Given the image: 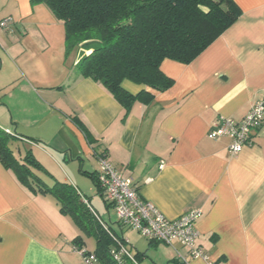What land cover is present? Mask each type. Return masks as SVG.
Here are the masks:
<instances>
[{
	"label": "crops",
	"instance_id": "crops-1",
	"mask_svg": "<svg viewBox=\"0 0 264 264\" xmlns=\"http://www.w3.org/2000/svg\"><path fill=\"white\" fill-rule=\"evenodd\" d=\"M231 1L238 19L199 56L161 63L171 88L122 81L133 96H154L122 120L123 108L99 84L78 79L79 51L66 53L64 26L46 6L0 0V18L13 21L0 32V128L25 138L15 142L16 155L30 149L84 196L92 191L82 172L96 174L104 153L167 219L201 212L196 243L206 260L133 233L125 240L140 264L147 257L148 264H178L176 252L189 264H264V123L236 157L228 138H207L218 119L239 121L264 100V0ZM77 231L54 198L32 194L0 164V264H81Z\"/></svg>",
	"mask_w": 264,
	"mask_h": 264
},
{
	"label": "trees",
	"instance_id": "trees-1",
	"mask_svg": "<svg viewBox=\"0 0 264 264\" xmlns=\"http://www.w3.org/2000/svg\"><path fill=\"white\" fill-rule=\"evenodd\" d=\"M42 4L64 26L66 53L76 49L73 68L78 79L99 84L124 110V120L136 102L149 104L154 96L142 91L133 96L121 87L124 80L154 92L172 87L160 65L164 60L189 64L220 37L239 17L231 0H30ZM23 140L0 128V164L34 195H49L59 212L95 241L94 254L101 264H111L109 252L124 244L112 224L102 221L90 201L69 183L57 181L27 150L19 158L12 149ZM27 141V140H26ZM104 157V153L98 158ZM97 194H103L97 172L85 173ZM108 208L110 205L103 199ZM151 243V242H150ZM73 245L82 247L81 237ZM140 258L141 254H136ZM139 261V260H138Z\"/></svg>",
	"mask_w": 264,
	"mask_h": 264
},
{
	"label": "built area",
	"instance_id": "built-area-1",
	"mask_svg": "<svg viewBox=\"0 0 264 264\" xmlns=\"http://www.w3.org/2000/svg\"><path fill=\"white\" fill-rule=\"evenodd\" d=\"M10 17L0 18V32L8 31L12 25ZM264 123V100L254 102L248 113L239 121L220 118L210 128L207 138L219 140L228 138V152L236 157L245 147L251 145V137ZM162 166L160 165V168ZM98 184L101 187L103 199L125 228L138 234L151 243H162L168 247L185 248L187 257L206 260L202 250L197 246L198 232L196 222L201 212L191 210L175 219H167L150 202L143 200L130 178H123L104 159L98 158ZM74 251L81 257V264H101L94 253H88L83 247L74 246ZM176 251V250H175ZM176 252L178 264H189L187 257ZM111 264H140L131 254L128 243L113 248L109 252Z\"/></svg>",
	"mask_w": 264,
	"mask_h": 264
},
{
	"label": "rangeland",
	"instance_id": "rangeland-1",
	"mask_svg": "<svg viewBox=\"0 0 264 264\" xmlns=\"http://www.w3.org/2000/svg\"><path fill=\"white\" fill-rule=\"evenodd\" d=\"M12 149H13V151L16 150L15 145L12 146ZM14 153L17 154L16 151H14ZM34 155L44 165V167L46 169H48V170L50 169L51 171L56 170L55 167L53 166L52 162L49 160L50 159L49 156L44 157V155H41L37 150L34 151ZM57 175H59V173H57ZM85 182H87V186L91 187L92 192H83L84 193L83 195L85 196L86 199H88V201H90L91 207L95 210L97 215L99 217H101L102 221L109 223V224H112V226L116 230V232L120 234V229L118 228V226L116 224L117 218H116V215L113 212V210L106 206L103 199L99 195H96L95 189H94L93 185L91 184V181L86 180ZM133 233L134 232H132L129 229H124V232L122 235H124L125 236L124 239L127 240L128 236L133 235ZM77 234L81 237V240H83L82 242L84 243L86 251L88 253H94V251H95L94 239L92 237H89V236L82 234L80 231H77ZM134 235H135V233H134ZM141 241H142V243L147 245V242L145 240L141 239ZM148 249L152 250L151 248H148ZM148 262H149V258L147 257V259H145V264H148Z\"/></svg>",
	"mask_w": 264,
	"mask_h": 264
}]
</instances>
